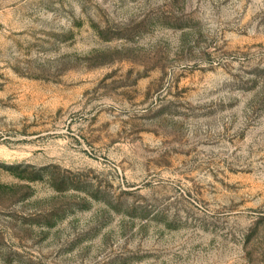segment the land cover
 I'll list each match as a JSON object with an SVG mask.
<instances>
[{
	"label": "rangeland",
	"instance_id": "1",
	"mask_svg": "<svg viewBox=\"0 0 264 264\" xmlns=\"http://www.w3.org/2000/svg\"><path fill=\"white\" fill-rule=\"evenodd\" d=\"M0 264H264V0H0Z\"/></svg>",
	"mask_w": 264,
	"mask_h": 264
}]
</instances>
